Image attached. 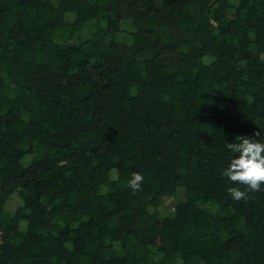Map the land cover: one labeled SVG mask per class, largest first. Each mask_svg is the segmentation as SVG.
<instances>
[{
	"label": "trees",
	"instance_id": "1",
	"mask_svg": "<svg viewBox=\"0 0 264 264\" xmlns=\"http://www.w3.org/2000/svg\"><path fill=\"white\" fill-rule=\"evenodd\" d=\"M257 130L264 0H0V264H264Z\"/></svg>",
	"mask_w": 264,
	"mask_h": 264
},
{
	"label": "clouds",
	"instance_id": "2",
	"mask_svg": "<svg viewBox=\"0 0 264 264\" xmlns=\"http://www.w3.org/2000/svg\"><path fill=\"white\" fill-rule=\"evenodd\" d=\"M261 131H255L253 136H240L238 142L227 143L226 148L237 154L231 159L229 165L222 172V176L234 185H243L247 191L240 187H229L228 193L236 200H247L249 192H259L264 186V142L256 137ZM144 177L139 172H133L127 182V187L136 194L141 190Z\"/></svg>",
	"mask_w": 264,
	"mask_h": 264
},
{
	"label": "rangeland",
	"instance_id": "3",
	"mask_svg": "<svg viewBox=\"0 0 264 264\" xmlns=\"http://www.w3.org/2000/svg\"><path fill=\"white\" fill-rule=\"evenodd\" d=\"M90 34V28H86L85 31L83 33L80 34V37H88ZM30 158H27L26 161L28 162ZM172 200L169 199L168 202H166V209H172ZM171 203V206H170ZM20 204H22L21 199L18 195L14 194L9 201L7 202V205L5 207V209L9 212H14L16 210L17 207L20 206ZM170 206V207H168Z\"/></svg>",
	"mask_w": 264,
	"mask_h": 264
}]
</instances>
